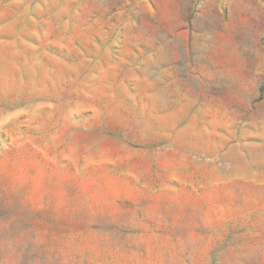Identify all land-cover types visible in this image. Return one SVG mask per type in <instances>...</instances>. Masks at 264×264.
Segmentation results:
<instances>
[{
	"label": "rangeland",
	"instance_id": "rangeland-1",
	"mask_svg": "<svg viewBox=\"0 0 264 264\" xmlns=\"http://www.w3.org/2000/svg\"><path fill=\"white\" fill-rule=\"evenodd\" d=\"M0 264H264V0H0Z\"/></svg>",
	"mask_w": 264,
	"mask_h": 264
}]
</instances>
